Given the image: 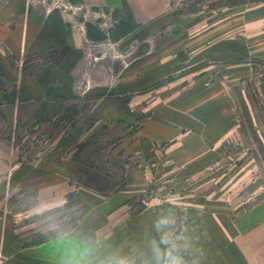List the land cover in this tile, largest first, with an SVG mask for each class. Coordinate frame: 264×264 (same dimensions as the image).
<instances>
[{"label": "rangeland", "instance_id": "rangeland-1", "mask_svg": "<svg viewBox=\"0 0 264 264\" xmlns=\"http://www.w3.org/2000/svg\"><path fill=\"white\" fill-rule=\"evenodd\" d=\"M33 2L93 32L77 94L50 117V132L39 124L9 127L0 116V136L21 161L46 158L73 174L66 202L23 215L34 198L10 200L16 245L76 229L93 201L120 196L110 205L123 210L107 209L104 245L118 246L122 237L116 256L131 264H151L162 239L187 264H232V250L254 264L256 217L264 213L257 210L264 207V1L210 9L216 0H169L149 34L129 32L134 23L107 7ZM189 56L204 60L190 64ZM55 61L52 54L19 59L0 47V90ZM169 126L183 128L172 138ZM160 221L167 227L158 229Z\"/></svg>", "mask_w": 264, "mask_h": 264}, {"label": "crops", "instance_id": "crops-1", "mask_svg": "<svg viewBox=\"0 0 264 264\" xmlns=\"http://www.w3.org/2000/svg\"><path fill=\"white\" fill-rule=\"evenodd\" d=\"M5 1L0 9V47H5L19 59L52 54L56 61L25 74L13 85L0 90V116L9 127L39 124L41 132H50V117L64 100L77 94V77L84 64V51L92 29L84 22L68 24L67 18L58 10L44 13L32 0ZM68 1L81 8L103 6L114 9L118 17L134 23L129 32L140 34L153 33L160 13H165L170 7L169 0ZM122 19L119 24L123 23ZM136 25L140 27L135 30ZM189 59L192 60L191 56ZM203 60L193 59L190 64H199ZM168 128L172 138H176L183 127ZM199 135L206 145H213L206 141L203 134ZM12 143L0 136V257L6 258L1 264H65L70 247L89 248L93 264L116 256L123 238H120L118 246L117 243L104 245L103 236L112 225L107 214L115 209H118L117 213L123 210L120 207L122 203L110 205L120 200V196L104 201L92 200L76 229L43 239L33 246L16 245L21 235H18L13 219L16 214L12 213L10 200L14 196L34 198V206L23 209L24 215L31 209H42L56 200L64 201L74 189L70 182L71 171L63 170L60 164L46 158L34 163L23 162ZM107 209L112 211L107 212ZM257 210L264 212V207ZM93 213H97L98 217L92 218ZM256 219L262 223H259L260 230L253 236L255 248L252 258L254 264H264V213ZM116 224L124 225L123 222ZM247 258L243 251H231L232 264H250Z\"/></svg>", "mask_w": 264, "mask_h": 264}, {"label": "clouds", "instance_id": "clouds-1", "mask_svg": "<svg viewBox=\"0 0 264 264\" xmlns=\"http://www.w3.org/2000/svg\"><path fill=\"white\" fill-rule=\"evenodd\" d=\"M161 227H167V221H160L157 228ZM160 245H164V247ZM65 264H93L90 249L87 247L72 249L70 247ZM101 264H131V262L124 257L110 256L101 261ZM151 264H187V262L178 247L170 241L162 239L159 244L153 246Z\"/></svg>", "mask_w": 264, "mask_h": 264}, {"label": "trees", "instance_id": "trees-1", "mask_svg": "<svg viewBox=\"0 0 264 264\" xmlns=\"http://www.w3.org/2000/svg\"><path fill=\"white\" fill-rule=\"evenodd\" d=\"M264 0H216L213 5L208 6L210 9L218 8V7H237L246 4H252L257 2H262ZM198 9H189V10H180L177 13H193L196 12Z\"/></svg>", "mask_w": 264, "mask_h": 264}]
</instances>
